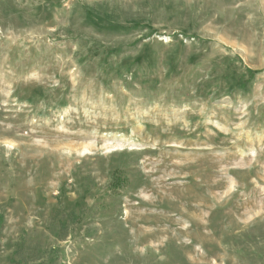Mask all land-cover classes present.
<instances>
[{
  "label": "rangeland",
  "instance_id": "1",
  "mask_svg": "<svg viewBox=\"0 0 264 264\" xmlns=\"http://www.w3.org/2000/svg\"><path fill=\"white\" fill-rule=\"evenodd\" d=\"M0 264H264V0H0Z\"/></svg>",
  "mask_w": 264,
  "mask_h": 264
},
{
  "label": "trees",
  "instance_id": "2",
  "mask_svg": "<svg viewBox=\"0 0 264 264\" xmlns=\"http://www.w3.org/2000/svg\"><path fill=\"white\" fill-rule=\"evenodd\" d=\"M247 71H248V74H249V78H251L254 75V73H255V71L250 69V68H247Z\"/></svg>",
  "mask_w": 264,
  "mask_h": 264
}]
</instances>
